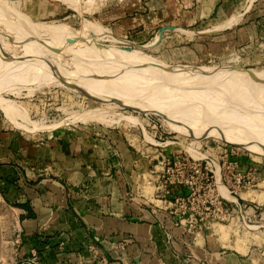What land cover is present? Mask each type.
Returning a JSON list of instances; mask_svg holds the SVG:
<instances>
[{"label": "rangeland", "instance_id": "374dc122", "mask_svg": "<svg viewBox=\"0 0 264 264\" xmlns=\"http://www.w3.org/2000/svg\"><path fill=\"white\" fill-rule=\"evenodd\" d=\"M51 1L62 12L42 21L0 10V146L21 160V152L11 148L14 141L30 146L59 142L66 150L83 137L116 144L119 140L138 159L137 164L125 161L129 190L162 208L166 205L157 195L165 194L163 199L175 204L166 206L169 213L180 206L176 191L159 188L167 159H185V166L178 167L189 176L190 156L202 157L203 180L195 176L193 184L200 189L193 194V189L183 188L182 196L190 198L188 213L198 211L196 217L203 219L198 231H186L223 249L233 240L238 249L248 248L253 233L264 231V224L248 228L238 218L219 221L215 198L218 187L227 198V190L234 191L244 210L264 212V203L250 199L264 195V61L221 60L210 52L188 57L182 47L195 40L181 32L172 45L161 30L143 42L118 36L109 23L121 13L117 0H92L90 10L87 0ZM33 26L49 32L30 34L27 30ZM185 123L187 131L180 126ZM207 127L222 133H207ZM175 169L170 176L177 175ZM17 218L14 206L0 196V264H42L36 255L19 254ZM257 245L251 244V249L261 254L264 249Z\"/></svg>", "mask_w": 264, "mask_h": 264}, {"label": "crops", "instance_id": "0c3cea01", "mask_svg": "<svg viewBox=\"0 0 264 264\" xmlns=\"http://www.w3.org/2000/svg\"><path fill=\"white\" fill-rule=\"evenodd\" d=\"M18 2L0 0V10L33 22L62 12L51 0ZM117 4L121 13L109 23L118 36L143 42L161 30L172 45L181 32L195 40L182 47L188 57L210 52L221 60L264 61V0ZM91 7L92 0H87L86 10ZM117 142L83 137L64 150L59 142L30 146L14 141L11 148L21 152V160L0 146V159H7L0 162V196L18 212L19 254L36 255L42 264H264V250L257 254L251 249L257 243L264 249V231L253 233L248 248L238 249L233 240L223 249L175 226L166 206L151 204L141 192L129 190L125 161L137 164L138 159ZM250 199L264 203V195ZM246 218L248 228L264 224V212L249 208Z\"/></svg>", "mask_w": 264, "mask_h": 264}, {"label": "built area", "instance_id": "2783aa9c", "mask_svg": "<svg viewBox=\"0 0 264 264\" xmlns=\"http://www.w3.org/2000/svg\"><path fill=\"white\" fill-rule=\"evenodd\" d=\"M190 157L192 158V162H188V163L191 164L193 171H192V175H189V176H185L180 172L181 170L180 167L185 166V159H184V162L182 163L178 157H176L175 159L168 158L167 159L168 167H167V170H165V173L161 175V185L159 186V188L162 187L161 189L165 193H169L172 190L176 191L177 193V195L174 198H175L176 204H179L180 207L175 208L174 209L175 211H172V210L170 211V213H175L177 215L175 216L174 225L185 227L188 230H192L196 232L200 228L198 221L202 220L203 217L200 216L199 219L196 217V213L198 215H201L198 211L192 214L188 213L187 202L191 203V201L189 197H183L182 195L184 192L183 188H187V187L191 189L194 188L193 184H196L197 182L195 181V178H196L195 176H197V178L201 177V179L203 180L204 174L202 173L203 166L201 162L203 160L201 159L202 157H193V156H190ZM173 164L177 168L175 169L177 172V175L170 176L169 175L170 173L174 174ZM178 165H181V166L178 167ZM210 171H213V170L211 169ZM206 175L208 176V171L206 172ZM197 189L199 190L200 187L198 186L195 189H193L192 190L193 194L197 191ZM227 191L229 192L231 198H227L224 194L220 193V190L218 187V196H216L215 198L217 200V204L219 205L220 213H221V216L219 217L218 220L228 221V220H232V218H238L239 220H243V222H245L247 209L244 210V208L238 203L236 196L232 194V193H235L234 191H230V190H227ZM157 197L160 199V200L158 199V201L163 202V204L166 205L167 208L175 205V204H172L171 201H167L163 199V197H165V194L157 195ZM208 202L209 204H213L212 201H208ZM233 214L237 216L233 217L234 216Z\"/></svg>", "mask_w": 264, "mask_h": 264}, {"label": "bare ground", "instance_id": "6f19581e", "mask_svg": "<svg viewBox=\"0 0 264 264\" xmlns=\"http://www.w3.org/2000/svg\"><path fill=\"white\" fill-rule=\"evenodd\" d=\"M1 24V23H0ZM41 25V24H40ZM13 28V27H12ZM6 29V28H5ZM4 29V30H5ZM9 29V28H8ZM11 29V28H10ZM28 29V28H27ZM49 29V28H48ZM48 29L46 30V29H44L43 27H32V28H29L28 30H27V32H29L30 34H33V35H43V34H48ZM12 30V29H11ZM19 30V29H18ZM48 31V32H47ZM50 32H52V30H50ZM52 35V34H51ZM5 44V43H4ZM7 44V43H6ZM25 45V44H24ZM23 45V46H24ZM6 48V47H5ZM38 49V48H37ZM26 50V49H25ZM32 50V49H31ZM113 52V51H112ZM117 52V51H116ZM118 54H120V53H118ZM114 55H115V53H114ZM117 55V54H116ZM120 57H122L121 55L119 56V57H117V58H120ZM133 57V56H132ZM131 57V58H132ZM114 58H115V56H114ZM134 58V57H133ZM120 59H122V58H120ZM134 61H136L135 59H134ZM139 61V60H138ZM139 63H140V61H139ZM138 63V64H139ZM115 87V86H114ZM226 124V123H225ZM184 124H182V125H180L181 127H184L183 129H186V131H187V128H188V124L186 125V123H185V125L183 126ZM196 125H198V124H196ZM185 127H187V128H185ZM211 127V126H210ZM189 128H191L193 131H194V128L191 126V127H189ZM196 128H199L200 129V127H196ZM204 128V127H203ZM215 128V127H214ZM213 128V129H214ZM217 128V127H216ZM215 128V130L212 132V130H211V128H209V127H207V128H205V129H208V130H206V132L207 131H210V132H212L211 134H213V133H215L216 134V132H217V134H219L220 133V131H221V129L220 130H218V129H216ZM202 129V128H201ZM210 129V130H209ZM199 131V130H198ZM201 131V130H200ZM204 132H205V130H203ZM225 131V130H224ZM226 131H228V130H226ZM190 132V131H189ZM219 132V133H218ZM194 133H195V131H194ZM201 133V132H200ZM208 133V132H207ZM222 133V132H221ZM221 133H220V135H221ZM199 134V133H198ZM202 134H203V132H202ZM205 134V133H204ZM214 134V135H215ZM248 134V133H247ZM253 134V133H252ZM209 135V134H208ZM250 135V134H249ZM246 136V135H245ZM255 136V135H254ZM250 138V137H249ZM255 138H258V137H255ZM260 139V138H259ZM247 140H248V138H247ZM254 140H256V139H254ZM249 141V140H248ZM250 141H252V139L250 140ZM259 141H261V140H259ZM256 142H257V140H256ZM263 142V141H262ZM251 143H253V144H255L254 142H251ZM250 143V144H251ZM256 149V148H255ZM258 150V149H257ZM261 150V149H260ZM262 151V150H261ZM264 153V152H263Z\"/></svg>", "mask_w": 264, "mask_h": 264}, {"label": "water", "instance_id": "95a60500", "mask_svg": "<svg viewBox=\"0 0 264 264\" xmlns=\"http://www.w3.org/2000/svg\"><path fill=\"white\" fill-rule=\"evenodd\" d=\"M77 90L80 91V92H83V93H87V92H88V91H87L85 88H83V87H78Z\"/></svg>", "mask_w": 264, "mask_h": 264}]
</instances>
